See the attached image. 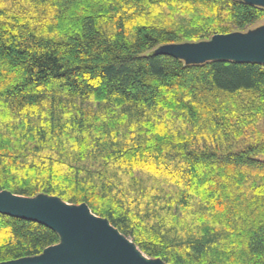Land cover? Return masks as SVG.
Returning <instances> with one entry per match:
<instances>
[{"label": "trees", "instance_id": "16d2710c", "mask_svg": "<svg viewBox=\"0 0 264 264\" xmlns=\"http://www.w3.org/2000/svg\"><path fill=\"white\" fill-rule=\"evenodd\" d=\"M262 18L242 0H0V190L85 202L167 264H264V63L157 53ZM58 241L0 214V263Z\"/></svg>", "mask_w": 264, "mask_h": 264}, {"label": "water", "instance_id": "95a60500", "mask_svg": "<svg viewBox=\"0 0 264 264\" xmlns=\"http://www.w3.org/2000/svg\"><path fill=\"white\" fill-rule=\"evenodd\" d=\"M242 1L264 8V0ZM157 53L187 64L217 59L264 63V25L245 32L215 34L199 42L165 44ZM0 214L41 223L59 235L56 244L37 255L0 264H167L145 256L85 202L75 204L44 193L30 197L0 190Z\"/></svg>", "mask_w": 264, "mask_h": 264}, {"label": "rangeland", "instance_id": "374dc122", "mask_svg": "<svg viewBox=\"0 0 264 264\" xmlns=\"http://www.w3.org/2000/svg\"><path fill=\"white\" fill-rule=\"evenodd\" d=\"M262 25H264V18H262V19L258 20L257 22H255V23L251 26V28L254 29V28H257V27L262 26Z\"/></svg>", "mask_w": 264, "mask_h": 264}]
</instances>
